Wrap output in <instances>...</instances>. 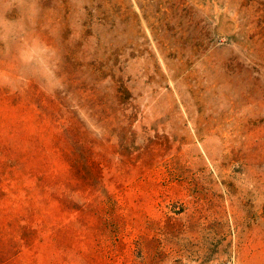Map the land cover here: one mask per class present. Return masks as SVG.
Wrapping results in <instances>:
<instances>
[{"label":"rangeland","instance_id":"obj_1","mask_svg":"<svg viewBox=\"0 0 264 264\" xmlns=\"http://www.w3.org/2000/svg\"><path fill=\"white\" fill-rule=\"evenodd\" d=\"M0 264H264V0H0Z\"/></svg>","mask_w":264,"mask_h":264}]
</instances>
